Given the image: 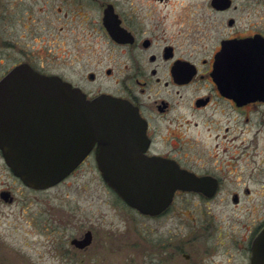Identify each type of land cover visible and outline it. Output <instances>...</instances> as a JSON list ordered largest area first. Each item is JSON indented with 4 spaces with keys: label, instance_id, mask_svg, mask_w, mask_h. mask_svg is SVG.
Instances as JSON below:
<instances>
[{
    "label": "flooded vegetation",
    "instance_id": "1",
    "mask_svg": "<svg viewBox=\"0 0 264 264\" xmlns=\"http://www.w3.org/2000/svg\"><path fill=\"white\" fill-rule=\"evenodd\" d=\"M72 1L75 52L61 55L58 72L32 66L88 98L132 103L145 122L143 153L200 179L157 214L173 219L184 199L186 243H205L182 253L189 264H254L264 230V0ZM74 63L94 67L80 74ZM96 151L73 171L97 167Z\"/></svg>",
    "mask_w": 264,
    "mask_h": 264
},
{
    "label": "rangeland",
    "instance_id": "2",
    "mask_svg": "<svg viewBox=\"0 0 264 264\" xmlns=\"http://www.w3.org/2000/svg\"><path fill=\"white\" fill-rule=\"evenodd\" d=\"M74 29L72 0H0V76L19 59L58 72L61 55L75 52ZM93 67L70 66L80 74ZM3 189L13 200L0 198V264H189L182 253L205 248L202 240L186 243L183 198L173 219L168 212L141 214L118 198L92 160L55 185L34 189L0 154ZM87 229L91 243L73 246L70 239Z\"/></svg>",
    "mask_w": 264,
    "mask_h": 264
},
{
    "label": "water",
    "instance_id": "3",
    "mask_svg": "<svg viewBox=\"0 0 264 264\" xmlns=\"http://www.w3.org/2000/svg\"><path fill=\"white\" fill-rule=\"evenodd\" d=\"M145 122L126 99L101 93L92 98L54 73L19 62L0 76V152L21 182L34 189L68 176L97 143V168L105 183L129 207L157 215L176 189H195L200 180L171 160L148 157ZM0 198L13 200L10 190ZM87 229L70 243L88 246ZM264 264V230L256 237L252 258Z\"/></svg>",
    "mask_w": 264,
    "mask_h": 264
},
{
    "label": "trees",
    "instance_id": "4",
    "mask_svg": "<svg viewBox=\"0 0 264 264\" xmlns=\"http://www.w3.org/2000/svg\"><path fill=\"white\" fill-rule=\"evenodd\" d=\"M119 198V197H118ZM120 199V198H119ZM121 200V199H120ZM122 201V200H121ZM123 202V201H122Z\"/></svg>",
    "mask_w": 264,
    "mask_h": 264
}]
</instances>
